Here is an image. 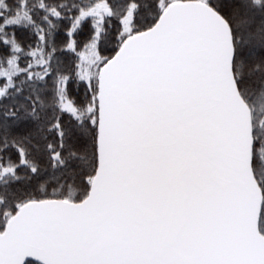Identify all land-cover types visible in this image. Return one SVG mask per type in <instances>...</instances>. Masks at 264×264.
Wrapping results in <instances>:
<instances>
[{
  "label": "snow or ice",
  "instance_id": "obj_1",
  "mask_svg": "<svg viewBox=\"0 0 264 264\" xmlns=\"http://www.w3.org/2000/svg\"><path fill=\"white\" fill-rule=\"evenodd\" d=\"M0 264H264V0H0Z\"/></svg>",
  "mask_w": 264,
  "mask_h": 264
}]
</instances>
